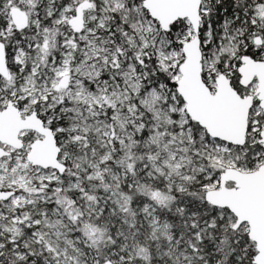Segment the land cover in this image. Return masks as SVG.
<instances>
[{"label": "snow or ice", "instance_id": "6c2138e0", "mask_svg": "<svg viewBox=\"0 0 264 264\" xmlns=\"http://www.w3.org/2000/svg\"><path fill=\"white\" fill-rule=\"evenodd\" d=\"M0 264H264V0H0Z\"/></svg>", "mask_w": 264, "mask_h": 264}]
</instances>
